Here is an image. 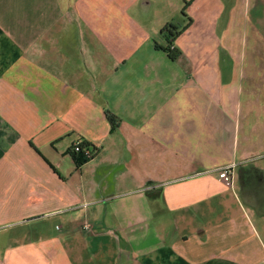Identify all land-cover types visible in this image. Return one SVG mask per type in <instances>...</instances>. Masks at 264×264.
Returning <instances> with one entry per match:
<instances>
[{"label":"crops","instance_id":"obj_1","mask_svg":"<svg viewBox=\"0 0 264 264\" xmlns=\"http://www.w3.org/2000/svg\"><path fill=\"white\" fill-rule=\"evenodd\" d=\"M250 1L0 0V264H264Z\"/></svg>","mask_w":264,"mask_h":264},{"label":"rangeland","instance_id":"obj_2","mask_svg":"<svg viewBox=\"0 0 264 264\" xmlns=\"http://www.w3.org/2000/svg\"><path fill=\"white\" fill-rule=\"evenodd\" d=\"M249 9L244 7V3L240 6V13L242 14L241 20L245 17L246 10L248 11V26L245 30L244 36L239 28H232V31L238 32L236 40L233 38L232 48L234 50L235 61L237 62L236 70L241 69V65L244 71H252L256 69V65L264 67V0H251ZM235 40V42H234ZM245 54V61L242 55ZM245 62V64H244ZM259 111L257 112V118L261 123H264V87L261 90L258 98ZM264 125H260L258 132L262 133Z\"/></svg>","mask_w":264,"mask_h":264},{"label":"trees","instance_id":"obj_3","mask_svg":"<svg viewBox=\"0 0 264 264\" xmlns=\"http://www.w3.org/2000/svg\"><path fill=\"white\" fill-rule=\"evenodd\" d=\"M161 31L164 32L168 44L167 46L159 45L158 47L163 49L171 59L175 60L178 57L180 58L182 53L180 50L175 48L173 43L175 38L179 35V33L181 34L182 31H180L174 24L166 25ZM108 116L112 121L116 122V118L112 114H109ZM89 149L90 144L86 142H81L79 146H72L70 152L73 160L78 166H83L94 155L93 152L89 151ZM96 150L97 148L94 147V151Z\"/></svg>","mask_w":264,"mask_h":264},{"label":"built area","instance_id":"obj_4","mask_svg":"<svg viewBox=\"0 0 264 264\" xmlns=\"http://www.w3.org/2000/svg\"><path fill=\"white\" fill-rule=\"evenodd\" d=\"M81 142H77L74 146H79ZM233 164L231 165H227L225 167H222L219 170V175L218 177L224 182L225 185L227 186H232L233 183ZM91 224H89L88 222H85L82 225V230L83 231H89L91 229Z\"/></svg>","mask_w":264,"mask_h":264}]
</instances>
